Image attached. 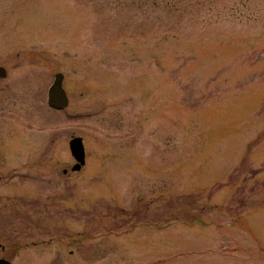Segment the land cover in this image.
<instances>
[{
    "label": "rangeland",
    "instance_id": "374dc122",
    "mask_svg": "<svg viewBox=\"0 0 264 264\" xmlns=\"http://www.w3.org/2000/svg\"><path fill=\"white\" fill-rule=\"evenodd\" d=\"M0 69V260L264 264V0H0Z\"/></svg>",
    "mask_w": 264,
    "mask_h": 264
},
{
    "label": "water",
    "instance_id": "95a60500",
    "mask_svg": "<svg viewBox=\"0 0 264 264\" xmlns=\"http://www.w3.org/2000/svg\"><path fill=\"white\" fill-rule=\"evenodd\" d=\"M6 72L0 69V76L6 77ZM63 74H57L55 81L49 91V101L48 104L54 109H63L68 106V98L65 90L63 89ZM71 155L76 160L75 166L72 171L79 172L86 164V153L83 145V140L81 138H75L70 142ZM0 264H12L7 260H0Z\"/></svg>",
    "mask_w": 264,
    "mask_h": 264
}]
</instances>
